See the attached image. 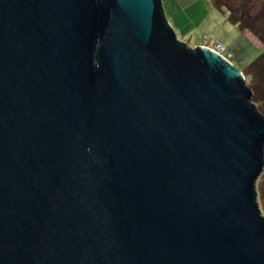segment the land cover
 Wrapping results in <instances>:
<instances>
[{
	"label": "water",
	"instance_id": "95a60500",
	"mask_svg": "<svg viewBox=\"0 0 264 264\" xmlns=\"http://www.w3.org/2000/svg\"><path fill=\"white\" fill-rule=\"evenodd\" d=\"M237 68L161 0H0V264H264Z\"/></svg>",
	"mask_w": 264,
	"mask_h": 264
},
{
	"label": "rangeland",
	"instance_id": "374dc122",
	"mask_svg": "<svg viewBox=\"0 0 264 264\" xmlns=\"http://www.w3.org/2000/svg\"><path fill=\"white\" fill-rule=\"evenodd\" d=\"M239 1L241 2L242 0ZM205 2L209 3V10L205 6ZM261 2L264 3V0H261ZM161 5L165 16L174 25L172 26V23H169L172 28L174 27L177 39L189 47L194 48L200 46L202 43L210 47L221 44L224 48H227L225 54L230 55V59L233 58L230 60L231 63L238 68L246 60L252 59L255 56L256 52H254L252 47L249 48V45L243 40L237 27L225 17V14L221 10L216 9L209 0H161ZM205 23L206 25L204 26ZM245 35L250 43H254V46L261 47L259 41L253 39L249 33H245ZM240 44L242 45V49H239ZM263 68L264 63H260L257 70L259 71ZM252 71L254 72V70ZM256 77L259 89L264 90V74L261 72V74H256ZM258 196L259 193L257 191ZM260 204L264 211V201L260 202Z\"/></svg>",
	"mask_w": 264,
	"mask_h": 264
},
{
	"label": "trees",
	"instance_id": "16d2710c",
	"mask_svg": "<svg viewBox=\"0 0 264 264\" xmlns=\"http://www.w3.org/2000/svg\"><path fill=\"white\" fill-rule=\"evenodd\" d=\"M209 1L216 9L221 10L225 14V17L237 27L240 31L241 37L249 45V48L252 47L254 52H256L252 59L249 58L240 68L237 69H239L241 73L243 72V75L245 74L244 85L253 91L252 101H254L259 113L264 115V90L259 89L256 77V74H261V72L264 74V68L259 71L257 70L260 63H264V3H262L261 0H242L241 2L239 0ZM257 5L262 7L260 8ZM165 23L167 24V22ZM245 33H249L253 39L259 41L261 47L254 46L253 42L250 43L249 40H247ZM200 45L207 46L203 43ZM239 49H242L241 44ZM226 51L227 48L225 47V52ZM232 59L229 58V60ZM252 70H254V72ZM246 81L248 82L246 83ZM263 187L264 172L262 171L256 182V188L259 193L258 200L260 202L264 201Z\"/></svg>",
	"mask_w": 264,
	"mask_h": 264
},
{
	"label": "built area",
	"instance_id": "2783aa9c",
	"mask_svg": "<svg viewBox=\"0 0 264 264\" xmlns=\"http://www.w3.org/2000/svg\"><path fill=\"white\" fill-rule=\"evenodd\" d=\"M200 46H204V45H200ZM209 47V46H208ZM211 49H213L214 51H216L218 54H220L221 56H223L226 60H229V56L225 54V48L221 45V44H216L213 47H210Z\"/></svg>",
	"mask_w": 264,
	"mask_h": 264
},
{
	"label": "crops",
	"instance_id": "0c3cea01",
	"mask_svg": "<svg viewBox=\"0 0 264 264\" xmlns=\"http://www.w3.org/2000/svg\"><path fill=\"white\" fill-rule=\"evenodd\" d=\"M205 6L207 7V9L209 10L210 8V5H209V3L208 2H205ZM165 18H166V20L171 24L172 23V21L169 19V18H167L166 16H165ZM210 21V20H209ZM208 22V21H207ZM206 22V23H207ZM206 23L204 24V26L206 25ZM172 26H174L173 25V23H172ZM174 28V27H173ZM175 30V29H174Z\"/></svg>",
	"mask_w": 264,
	"mask_h": 264
}]
</instances>
